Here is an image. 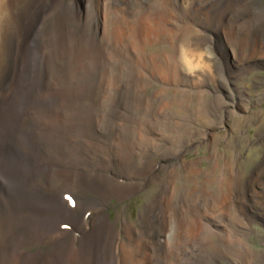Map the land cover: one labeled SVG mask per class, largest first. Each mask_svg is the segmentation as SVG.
Returning a JSON list of instances; mask_svg holds the SVG:
<instances>
[{
	"label": "bare ground",
	"instance_id": "obj_1",
	"mask_svg": "<svg viewBox=\"0 0 264 264\" xmlns=\"http://www.w3.org/2000/svg\"><path fill=\"white\" fill-rule=\"evenodd\" d=\"M88 1L91 3L87 7L90 15L96 16L95 20H88V24L94 25V27L98 26L96 21L98 22V15L102 11L104 31H107V34L110 30L113 32L112 35L118 44V48L126 49L129 39L134 38L135 40L130 43V46L132 44L133 48L139 50V52H151V50L146 49L164 45L165 50L163 52H166V56L162 54L161 57H159L160 55L157 57L156 54H151L150 59V57H147L148 55L142 53L135 57V62L136 60L143 62L144 65H141L142 71L149 69L151 72L152 70L165 82L173 80L174 76L178 74L180 69L178 67L180 66L183 69L185 68L187 73L192 76L200 72V62H197L196 56L192 53L194 51L190 50L192 44L189 42L188 30L191 29V26L189 23L185 25L182 24L184 22L180 23L179 21V8L192 7L194 0H133L135 10L129 8L127 3L118 6L113 5L114 0H104V3L102 0ZM54 2L58 4H55L56 7L60 9L64 7L65 12L68 9H76V6L78 9L76 0H0V264H103V259L107 257V264H163L162 262L165 260L167 264H190V262L199 258V247L202 249L204 244L206 246L205 238H207L206 242L217 238L218 243H220L219 241L224 243L223 253L236 256L237 258L233 259L236 264H240V257L233 254L228 249L230 247H236L238 251H242V256H245L246 259L248 256V260L251 262L255 255L250 252L251 250L246 249L245 244L241 242V239H246L249 236V230L243 225L244 220L242 218L244 219L247 215L251 223L264 216L263 204H258L263 207L262 209L258 208L259 211H256L254 209L256 206L252 205L253 203L257 205V202L264 198V193L255 194L254 192L251 194H255V196H250L249 192L256 187V179L253 180L252 178L247 184L243 183L242 186L239 172H235L237 161L235 157L231 156L222 162V159L220 160L221 156H217L214 162L215 166H212L213 168L209 171V174L206 172V180L201 182L190 180L187 182L188 185L185 184L186 186H184L183 184L184 187L177 186L178 181L176 182L175 177L177 168L175 160L176 156H179L180 150H176V154L171 157L165 153L163 160L166 164L163 163L159 169H156L157 163L153 162L160 150L165 152L167 149L166 142L171 143L170 141H172V150L182 143L181 140L184 134L181 131L183 128L188 127L187 125L192 121V117L187 114L184 108L183 101L169 102L164 107L166 111L168 108L172 109L177 106L178 112L183 111L185 113V115H183L184 113H178V115L182 114L178 116L181 120L175 122L173 131L170 127L166 128L169 131L168 134H166V131L162 132L164 127L161 131L160 126H158L160 125L159 117L158 121H155L156 118L152 116L155 112L149 113L151 118L145 110V112L142 111V117L138 115L132 118L134 122H138L135 132L139 134L140 141L136 140V143L131 144L130 147L134 151L132 156L122 155V145L125 140L122 135L119 139L114 135H110L109 132L115 134L119 131V133L126 134L131 138L132 131L123 124V121L129 122L132 120L122 113L123 115L121 114L122 116L119 117V123H116V114H111L108 111L111 107L116 111L119 109L120 112V99L110 98L108 95L107 98H101L100 101L96 100L95 90L97 88L92 87V83H89L80 92L83 95H88V100L91 99L88 102H74L79 95L78 93L77 95H69L68 101L63 99L62 105H59V102L55 104L52 101L53 99L42 98L37 93L40 88L38 82L41 83L42 81L44 82L41 90L42 94L50 92L51 86L48 82L50 81V71L34 63L35 58H32V52H25L23 62L16 67L15 63L22 60L18 53L14 52V38L16 36L14 25L20 23L22 13L27 9L28 13L34 11V18L37 22L30 28L35 29L40 17L44 13L48 14L51 7L53 8ZM152 2L154 3L150 5ZM203 3L205 5L204 10L198 11L200 14L198 17L200 18L197 19V22H206L205 18L209 14L204 15L207 12L205 10L224 4L227 7V12L222 16L223 20L230 18L235 24L242 23L243 26L250 25L252 27L255 23L259 25L258 32L263 33L264 36V8L261 2L205 0ZM94 7H98V9ZM231 7H238V15L232 12ZM132 12L135 13L134 15L137 18L132 19ZM212 13L214 15L215 12ZM64 14L62 11L56 10L48 15L47 33H50L49 36L51 34L59 36L64 31L63 24L65 22L60 20ZM246 17L249 19L245 20ZM168 23L173 27L167 29ZM48 44L49 48L57 49V43L51 44L48 40ZM243 45L248 48L247 41ZM128 50L130 51V49ZM234 51L237 52V50ZM212 54L216 58L215 53L212 52ZM85 56L86 59L90 58L89 54L84 55V53H81L73 56L72 63H68L67 58L64 59V56L54 53L55 64H53L54 67H51V69L53 68L51 71L54 73L52 78L58 80V83L55 82L57 86H59V80H62V82L64 80L83 82L88 77L93 78L99 68L102 69L101 66L95 70L78 66L79 57L85 58ZM129 56H131L130 53L127 57ZM173 61L177 64L174 69L173 65L171 66V62L174 63ZM152 62L153 65L150 64ZM142 71L140 70L138 74L143 75ZM106 72H108V75L102 73V78L110 83V88L117 87L119 92H128V85L125 89H122L121 85L117 84L119 81L123 82L128 78L133 79V70L128 72L127 75L115 68L112 73H110L111 69ZM111 75L114 77L112 81L110 80ZM195 79L202 83L199 76H195ZM223 80L227 86L231 84L225 77H222ZM179 83L181 82L177 80L176 84ZM149 85L148 83L145 86V90L149 88ZM66 87L68 86L66 85ZM174 88L175 86L171 90L177 95L179 89ZM76 90L79 91V89ZM64 91L66 90H63L62 93L66 94ZM122 92L121 95L123 96ZM101 93L104 96L108 94V92ZM159 93L163 97L166 94V89H161ZM128 95V98L125 99V96L122 98L126 100L123 101V105L126 106L125 109L129 107L143 109L142 106L133 103L132 98L130 99L132 93ZM155 97L157 98L158 94ZM220 98L224 102V110H228L227 106L233 105V101L230 102L228 99L225 101L224 97ZM65 101L68 102L67 107L63 105ZM153 101L151 99L147 102V110L150 108L149 104H154ZM189 102H192L191 98ZM20 109H23V111H20ZM94 109H97V111L93 114V120L89 113ZM38 111L41 114H36ZM77 111L79 112L77 113ZM207 112L204 102L199 103L194 116L197 120L206 121ZM32 113L35 114L30 116ZM97 116H99V121H95ZM211 119L207 121V124L216 129L218 124L221 123V119L215 121H211ZM82 121H86L84 126H82ZM160 123L162 126H170L168 122L163 121ZM88 125L91 128H87ZM147 129L151 131L147 132ZM150 132L152 134H149ZM195 132L193 131L189 137L193 139L195 145H198L202 143L204 138L199 137L198 133ZM79 135L83 137L82 141L78 140ZM150 136H153V138H150ZM93 142L96 144H91ZM99 145L104 146V148L99 147ZM187 148L189 147L187 146ZM87 150H90L91 154H87ZM110 150H114L117 156H114L113 152L110 154ZM181 150H183L181 153L185 154L187 152L184 147ZM79 151L89 161L77 165L74 157L80 153ZM60 157L65 158L66 161L61 163L60 171H55L52 166ZM101 158H103V161ZM117 160L122 162L121 168L118 167ZM145 160L148 161L144 163ZM52 161L53 164L50 166ZM99 163H101V167ZM125 166L128 170L126 173ZM169 166L172 180L170 179V183H168V190H164V193L169 194V201L167 202L169 208H167L168 212L164 215L162 229L163 236L166 238L164 246L168 252L166 259L163 260L155 254L161 249L153 223L156 221L157 210L155 200L145 210L142 226L129 227L123 224V228L121 227L117 231V238L116 230H111V235L107 236L105 231V229L108 230L107 225L99 223L101 214L96 218L95 222L97 223L92 228L84 225L88 224L86 222L91 217L90 209L98 202L91 201L90 197L87 199V194L101 197L99 201L105 203V207H107V201L113 197L123 199L125 195L131 194L133 190L138 192L142 189V186L145 187L148 184V188L156 183L159 172ZM219 168L222 169L221 173L216 177L213 176V173H216ZM97 169L100 170L98 171L100 173L95 171ZM183 169L186 170L185 167ZM185 174L184 178H186ZM65 176L72 177L74 181L77 179L80 182L78 199L79 204L84 206V210L78 214V217L69 216L74 215L79 209L78 201L77 207L73 210L72 205L69 206L67 202L62 201L63 198H60L61 193L67 191L61 184V182H64L63 177ZM211 176H213L212 180H210ZM117 178L124 180H117ZM255 178H258L257 180H260L264 186L262 182L264 180V169ZM144 182L147 183L144 185ZM189 183L192 184L191 187ZM75 185L78 184L70 183L65 186L74 190ZM61 186L63 187L60 189ZM248 194L250 199L257 196L262 199H255L251 203L246 197ZM71 199L74 200L73 195ZM165 200L167 199L165 198ZM98 208L103 210V205H99ZM245 211L247 212L244 214L245 216L240 214ZM225 216H232L234 221H229L227 227L223 229L218 225H214L216 222L221 224L220 222ZM220 218L221 220H219ZM53 219L56 220L53 221ZM68 220L73 223L72 227L62 229L61 225L69 224ZM48 221H53L51 222L52 225L40 224ZM188 227L189 230L186 229ZM207 235L208 237H206ZM65 236L70 237L61 242ZM212 243L215 242L212 241ZM43 247L51 248L48 254H43L45 250L43 252L39 250ZM27 248L31 250L38 249L39 251H26ZM68 248L70 250L66 254ZM101 248L103 254L99 252ZM154 254L157 256L154 257Z\"/></svg>",
	"mask_w": 264,
	"mask_h": 264
},
{
	"label": "rangeland",
	"instance_id": "obj_2",
	"mask_svg": "<svg viewBox=\"0 0 264 264\" xmlns=\"http://www.w3.org/2000/svg\"><path fill=\"white\" fill-rule=\"evenodd\" d=\"M194 1L195 2L192 5V7L187 6V7L179 8V14H180L179 21L180 23L184 22L182 24L185 25L189 23L191 26L190 27L191 29L188 30L190 35L189 42L192 44V48H190V50L194 51L192 53L196 56L195 58H197V62L201 63V64L199 63V66H201L199 67V69L201 68V70L200 72L195 73V76H199V78L202 80V83H200L198 79H195V76L189 75L187 73V70H185V68L183 69L182 66L178 67L180 68L179 71L176 70L178 71V74L174 76L173 80L171 79L173 81V82L171 81L172 83L169 81L167 82L163 81L162 78H159V75L153 73L152 70L151 72L149 69L147 71L146 70L142 71L143 68L141 67V65L144 64L141 61L138 62V60H136L135 62L136 59L135 57L139 56V54L142 53L148 55L147 57H150V59H151L150 56L151 54L153 55L156 54L157 57L159 55H160L159 57H161L162 54L166 56L165 54L166 52H163L165 50L164 45L162 46L157 45L154 46L153 49H149V48L146 49L148 51L151 50V52H139V50L133 48L132 44L130 46V43L135 40L134 38V39H129V42H127L126 49H122L121 47H120L121 49L118 48V44L114 40L115 38H113L112 35L113 32L110 30V32L107 34L106 33L107 31L106 32L104 31L105 26L103 25L102 11L99 10L100 13L98 15V22L96 21V23H98V26L94 27V25L88 24L90 20L92 21L95 20L96 18V16L93 17L92 15H90L89 9L87 7L91 3H89L88 0H76V3L78 4V9L76 6L75 7L76 9L74 10L71 9L72 11L68 9V11L66 12L65 9H63L64 7L60 9L56 7V5L58 4L54 2L53 8L51 7L48 14L44 13V15L40 17V20L38 21L39 23H37L35 29H31L32 26L37 22V20L34 18V11H30L28 13V10L25 9L24 12L22 13V18L20 20V23L18 24L16 23L14 25V31L16 32V36L14 38L15 39L14 52L18 53V56H20L22 60L21 62L18 63L16 62L15 65H17L16 67H18V65L23 62L24 60L23 55L25 52H32V58L33 57L35 58L34 63L39 65L41 68L45 67L48 71H50V78H49L50 81H48L50 82V86H51L50 92H45L42 94L41 90L44 84V82L42 81L41 83L38 82L40 88L37 90V93L42 98L47 97L48 100L53 99L52 101L55 104L59 102V105H62L63 99L68 101L69 95L70 96L73 94L77 95L78 93H79L78 95L79 97L77 96L74 102L77 103L78 102L81 103V101L88 102L89 100H91L90 98L88 100V95H83V93L80 92H82L86 88V86L89 85V83H92L91 84L92 87L97 88V90H95V96L97 98L96 100L100 101L101 98H107L108 95L110 96V98H115L117 100L120 99V103H119L120 112L119 109H117L116 111V109H112L111 107H109L108 111L109 113L111 112V114L112 113L116 114V120H115L116 123H119L120 121L119 117H121L123 114L132 120L129 122L127 121L124 122L125 120L123 121V124L126 125L128 129L130 128L129 130L132 131L133 135L131 136V138L128 137V135L126 134L123 135L122 133H119V131L116 132L115 134L113 132H109L110 135L112 136L114 135V137H118L119 139H120V135H122L123 139L125 140V142L122 145V151H121L122 155L132 156L134 151H132L133 149L130 146L132 143H136L135 142L136 140H139V134H136L135 132L136 127L138 126L137 125L138 122L137 123L134 122L132 118H135L138 115L141 116L143 114L142 111L144 110L148 112V115L149 113L152 114L153 112H155V114L152 116L156 118L155 121H158V117H159L160 125L158 126H160L161 131L164 127L165 130L163 129L162 132L164 133L166 131V134H168L169 131H167L166 128L170 127V129H172L173 131L174 129L173 126L175 122L181 120L179 119L180 117L178 116H181L182 114L178 115V113H184V112L183 111L178 112L177 106L172 109L168 108L166 109V111L164 107L166 103L169 102H176L177 100L183 101L184 108L187 114L192 117L191 119L192 121H190L189 125H187L188 127L183 128L181 131L183 132L184 135L182 136L183 137L181 140L182 143L181 144L177 143L178 146L176 148L179 149L174 148L172 150V141H170L171 143L166 142L165 144L168 150L166 149L165 152L164 150H160L157 153L158 154L157 157L153 159V162L157 163L156 169L161 168L163 163L166 164L165 161L163 160L164 157L163 155H166L165 153H167L168 156L171 157L176 154L177 152L176 150H180L178 154L179 156H176V160H175V165H177L175 177H176V182L178 181L177 186L182 187L183 184L184 186L188 185L187 182L190 180H194V181L198 180L199 182L206 180L207 173L209 174V171H211V169L215 166L214 162L216 161L217 156L219 155L221 156L220 160L222 159L221 160L222 162H224L227 158L234 156L235 159L237 160L235 165V172L237 173L239 172L238 174L240 180H242V186L243 183L247 184L250 179L252 178L253 180L256 179L255 180L256 187L252 188V191L249 192L250 196L252 195L251 193L254 192L255 194L259 192L264 193V186L262 185L260 180H257L258 178H255L258 177L262 169H264V38H263L264 36L262 35L263 33L260 34L258 32L259 25L255 23L253 24L254 26L252 27L250 25L243 26L242 23L235 24V22L230 18H226L223 20L222 16L224 15L225 12H227V7L224 4L220 5L219 7H214V8L212 7V9L210 10L209 9L205 10L207 12L204 13V15L209 14L208 17L205 18L206 22H202V21L197 22V19L200 18L198 17L200 15L198 11L204 10L205 5L203 2L205 0H194ZM226 1L230 2V0H226ZM248 1L261 2L264 8V0H248ZM102 2L104 3V0H102ZM124 3H127L129 8L134 9L135 7L133 0H114L113 5L116 6H118L119 4L124 5ZM153 3L154 2H152L150 5H152ZM96 9H98V7ZM232 9H233L232 12L238 15L237 14V11L239 10L238 7H231V10ZM56 10H58L59 12L62 11L63 14L65 13L61 17L62 19L60 18L61 21L65 22L63 24L65 29L62 33L57 32L60 33L59 36H57V34H53L54 36L51 34V36H49L50 33L49 32L47 33V26L49 23L48 15H51V13H54V11ZM213 11L215 12L214 15L212 13ZM134 14L135 13L132 12L131 14L132 19L137 18L135 17ZM244 19L248 20L249 18L246 17ZM171 27L173 26L168 23L167 29ZM82 30L83 32L81 33ZM48 40L51 44L57 43L56 44L57 49L54 50L52 48H49L50 46H48L49 45ZM246 41L248 42V48H245L243 45L245 44ZM128 49H130V51ZM157 49H159L158 52ZM234 50H237V52ZM128 52L131 54V56L129 57H127V55L129 54ZM212 52L215 53L216 58L215 56H213ZM54 53L56 54L58 53L62 57L64 56V59L67 58V61L69 60L68 63H72L73 56L80 55L81 53H84L85 55L87 53L89 54L90 58L86 59V56L85 58L79 57L78 66L80 67L84 66L85 68H89L92 70H95L96 68L98 69L101 66L102 69L99 68L98 71L95 72L93 78L88 77L87 78L88 80L87 79L83 80V82L80 83L77 81L69 82L70 80H64L62 82V80H59L60 83L59 86H57L55 82L58 83V80H55L54 77L52 78V75L54 76V73L51 71L53 69V68L51 69V67H54L53 64H55ZM173 62H174L173 64L171 62V66L173 65L172 67L174 69V67L176 68L177 64L175 63V61ZM150 64L153 65L154 63L152 62ZM114 68L117 69L118 71H121L124 75L125 74L127 75L128 72H132L133 70V79L128 78L125 79L126 81L125 80H123V82L119 81L118 84L117 83L116 84L121 85L120 87L122 89H125L128 85L129 90L127 93L126 91L125 92L121 91L123 96H125L126 99L129 96L128 94L132 93V97H130V99L132 98L133 103H135L137 106H142L143 109L141 110H139L138 108L132 109L131 107L125 109L126 106L123 105V101L126 100L122 99L123 96L121 95V92L117 90V87L110 88L109 87L110 83L102 78V73L108 75V72L106 71L108 69L109 70L111 69L110 73H112ZM140 70L143 72L144 76L138 74ZM173 73L174 71L172 72L171 77L173 76ZM145 76H147V78H145ZM222 77H225L228 81L231 82V84L227 86L226 82H224V80L222 81ZM113 78L114 77H112L111 75L110 80L112 81ZM177 80L180 81L181 83L176 84ZM148 83L150 84L149 88L145 90V86ZM82 84H84L85 86H83ZM66 85L69 88L66 87ZM174 86L176 89H179V93L177 95L171 90V88H173ZM163 88L166 89V94L163 97H161L159 92ZM76 89H79V91ZM63 90H66L64 91L66 92V94L62 93ZM101 92H108V94H105L104 96L103 93ZM182 93H184L185 95ZM154 94L155 95L158 94V97L154 98L155 96ZM231 96L234 97L230 98ZM220 97H224L225 101H227V99L230 102L233 101L234 102V103L232 102L233 105L227 106L228 110H224L223 108L224 102ZM190 98L192 99V102H189ZM5 99L7 100V97ZM151 99L154 100L153 101L154 104H149L150 108L148 105L149 110H147V102L149 100L151 101ZM66 101L65 103H63L64 106H66L68 103ZM203 102L208 110L206 121L197 120L194 116L197 105ZM20 111H23V109H20ZM81 111L82 109L80 110V112ZM95 111H97V109H94L92 112L89 113L93 118V120H94L93 114ZM39 112L40 111H38L36 114H41ZM78 112L79 111H77V113ZM34 114L32 113L30 116H33ZM183 115H185V113ZM176 116L178 117V119ZM98 118L99 116H97L95 121H99ZM149 118H151L150 115ZM209 119H211V121L212 120L215 121L216 119H221L220 120L221 123L218 124L216 129H213L207 124V121ZM162 120L164 122H168L170 126L169 125L162 126L160 123L163 122ZM85 124L86 121H82V126H84ZM87 128H91V127L88 125ZM148 131L151 130L147 129V132ZM193 131H196L195 133H198L199 137L204 138L202 143L195 145L193 139H190L191 137H189V135L193 133ZM149 134H152V132H150ZM153 136H150V138H153ZM82 139L83 137L79 135L78 140L82 141ZM89 142H91V140H89ZM94 143L95 142L91 144ZM187 146L189 148H187ZM99 147L104 148V146L102 145H99ZM183 147L184 150L186 149L187 151L185 154L181 153L183 151L181 150V148ZM87 152H86L87 154H91L90 150H87ZM109 152L110 154L111 152H113V155L117 156L114 150H110ZM74 160L77 165H81L89 161L85 157V155L82 154V152H80L78 155H75ZM101 160L103 161V158H101ZM63 161H66L65 158L60 157L59 160L55 161V165H53L52 168L55 169V171H60L61 168L59 167H61V163H63ZM146 161L148 160H145L144 163ZM121 163L122 162L120 160H117V164H119L118 165L119 168H121L122 165ZM52 164L53 161L50 163V166ZM99 164L101 167V163ZM94 166L98 167L97 165ZM170 166L166 169H162L159 172V174L156 177L157 178L156 183L152 184L148 188H147L148 184L145 187L142 186V189H140L138 192L133 190L131 194L125 195L123 199L113 197L111 198V200L107 201V207H105V203L99 201L101 200V197H96L94 195L92 196L91 194H87L86 196L87 199L90 197L91 201H98V202H96L93 205V208L90 209L92 213L91 217L88 220V222H86L88 224H84V225L92 228L95 225V223H97L95 222L96 218L99 216V214H101L102 216H100L99 218V223L107 225L106 227L108 228V230L105 229L107 236L109 237V235H111L112 232L111 230H116V238H117L118 237L117 231H119L121 227L123 228V224L129 227L142 226L143 224L142 220L144 219L145 216V210H147L148 206H151L152 201L155 200L156 202L155 204L157 205L156 206L157 210H156V218H155L156 221H154L153 223L157 234V241L159 242V246L161 247V249L155 254L159 255L158 257L162 258L163 260L166 259L168 252L166 250V247L164 246L166 243V238L165 236H163L162 229H163L164 215L168 212L167 208H169L167 206V202L169 201V197H168L169 194L164 193V190L165 189L168 190L169 188L168 183H170V179L172 180L170 176L171 175ZM184 167L187 170L186 174H185L186 170L183 169ZM95 171L97 173H100L98 172L100 171L99 169ZM221 171L222 169L220 170L219 168L216 173L215 172L213 173V176L216 177V175H219ZM126 172H128L127 167L125 173ZM184 174L186 178L183 177ZM119 175L122 176V174L120 173ZM213 176H211V179L210 178L209 179L212 180ZM63 179L64 182H61V184H63V186L65 187V189H67V191L61 193L60 198L61 199L63 198L62 201L67 202L69 204L70 198L73 195L74 206H71V208L75 210V208L77 207V201L79 204L78 197L80 195V186H79L80 182L77 179H75L74 181L72 177L69 178L68 176L63 177ZM117 180H124V179L117 178ZM262 182L264 183V180ZM70 183L78 184L73 187L75 191L72 188L65 186ZM146 183L147 182H144L143 184L145 185ZM191 185L192 184L189 183L190 187ZM63 186H61L60 189ZM242 186L240 187L241 189L243 188ZM255 194H253L252 197L255 196ZM62 195L65 196L63 197ZM66 195L68 199L64 201ZM246 197L248 200L251 201V203L255 199L259 200L260 198V196H257L254 199H250L249 194ZM165 198L167 200H165ZM260 203L261 205L263 204L264 206V198L261 201H258L257 205L253 203L252 205L256 206V208L254 207L252 208H254L256 211H259L258 208L260 209L263 208L261 205H258ZM99 205H103L102 208L103 210H99L98 208ZM83 210H84V206L79 204V209L77 210V212L74 215H69V216L78 217V214L81 213ZM246 213L247 212L245 211L240 214L244 215ZM209 219L211 220V218ZM232 219H233L232 216L229 217L225 216L222 220L221 218L219 219L221 220L220 222L221 224H218L219 222L218 223L216 222V224L214 225H218V227L220 226V228L223 229L227 227L229 221L231 222ZM248 219L250 218L247 215L245 216L244 219L242 218V220H244L242 222L244 223L243 225L249 230V236L246 239L244 238L245 240L241 239V242L245 244L244 247L246 249H248L249 251L251 250L250 252L252 254L254 253L255 260L252 259V261L250 262L248 260V256L246 259L245 256H242L243 252L238 251L236 247H230L228 249L232 251L233 254L239 255L240 264H264V216L261 217L260 219H256L255 222H251V223ZM55 220L56 219H53V221ZM53 221L41 222L40 224L52 225L51 222ZM67 222H69V224L61 225V228L63 226H65V228H71L72 227L71 225H73V223L70 220H68ZM186 229L189 230V227ZM184 231L186 232V230ZM68 237L70 236L63 237L61 242ZM206 237H208V235ZM80 240H82V238H80ZM206 240L207 238H205L206 246L204 244L203 245L204 248L202 249H200L199 247V258L193 260L192 262H190V264H236L235 260L233 261L234 258H237L236 256L230 255L229 253L228 254L223 253L224 251L222 249L225 247L224 243H222L221 241H219L220 243H218L217 238L210 239V241L207 242ZM212 241L215 243L213 244ZM29 250L32 252H36L39 250L43 252L45 250L43 254H48L51 248L43 247L39 250L38 249L31 250L30 248L26 249V251ZM67 250L68 251L66 252V254L69 253L70 249L68 248ZM102 250L103 249L101 248L99 251L101 254L104 253V252L102 253ZM155 254L153 255L154 257L157 256ZM69 255L71 256L72 254ZM107 258L103 259L105 264H107ZM162 263L167 264L166 260Z\"/></svg>",
	"mask_w": 264,
	"mask_h": 264
}]
</instances>
